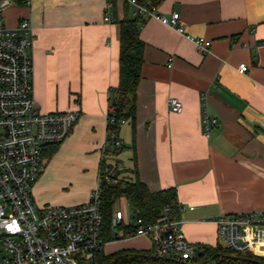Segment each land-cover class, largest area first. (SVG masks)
Masks as SVG:
<instances>
[{
	"label": "crops",
	"instance_id": "1",
	"mask_svg": "<svg viewBox=\"0 0 264 264\" xmlns=\"http://www.w3.org/2000/svg\"><path fill=\"white\" fill-rule=\"evenodd\" d=\"M106 4L107 0H29L5 11L7 26L16 28L24 18L33 26L39 110L80 113L55 154L44 156L33 196L52 173V164L64 159L74 162L67 164L72 179L91 181L76 204L87 202L101 163H118L120 170L136 175L153 192L175 188L183 235L199 251L215 247L221 242L215 219L264 211V0H162L161 13H180L186 33L211 41L206 54L172 26L156 19L139 22L145 48L136 114L120 128L124 146L115 156H105L104 149L110 96L119 84L118 21L128 10L117 1L109 23L104 20ZM129 11L133 16L132 7ZM244 62L249 69L240 73ZM171 97L183 103L181 112L171 111ZM203 98L209 115L220 122L209 135L201 123ZM34 198L43 205L42 196ZM117 235L105 243L104 254L154 247L146 236L128 237L120 231ZM255 250L264 255V247Z\"/></svg>",
	"mask_w": 264,
	"mask_h": 264
},
{
	"label": "built area",
	"instance_id": "2",
	"mask_svg": "<svg viewBox=\"0 0 264 264\" xmlns=\"http://www.w3.org/2000/svg\"><path fill=\"white\" fill-rule=\"evenodd\" d=\"M120 1L130 4L133 17L143 21L156 19L172 26L192 40L197 50L210 52L211 41L186 33L180 13L167 16L160 12V3L153 0ZM16 2L0 0V264H99V254L104 253L106 243L101 185L103 181H112L111 175L120 166L105 162L87 202L41 206L35 201L33 189L45 166L44 151L67 138L80 113L39 110L34 96L33 26L26 18L16 28L5 23V11ZM114 8V2L107 0L106 22L114 21ZM248 69L245 62L238 67L240 73ZM202 102L201 123L204 133L209 135L220 122L209 115L204 98ZM169 108L181 112L183 103L171 97ZM107 121L104 155L115 156L123 148L117 125L125 124L127 119H117L114 108L109 106ZM215 222L223 245L264 256L254 249L264 247V211L222 215ZM111 224L122 235L129 228L124 236L151 238L161 255L199 264L218 262L216 258L199 259L200 251L181 232L179 218L163 217L147 225L138 214L127 215L125 210L115 209Z\"/></svg>",
	"mask_w": 264,
	"mask_h": 264
},
{
	"label": "trees",
	"instance_id": "3",
	"mask_svg": "<svg viewBox=\"0 0 264 264\" xmlns=\"http://www.w3.org/2000/svg\"><path fill=\"white\" fill-rule=\"evenodd\" d=\"M19 4H27L29 0H16ZM116 6L117 0H111ZM161 3L162 0H153ZM128 10L127 16L119 20L120 25V55H119V84L111 92L110 108H114L117 119H135L136 93L141 80V66L145 42L140 36L141 21L130 14V4L124 3ZM115 9V8H114ZM118 130H120V125ZM60 143L51 145L44 153L50 159L56 152ZM124 146V145H123ZM123 149V148H122ZM122 151V150H121ZM119 151L117 154H119ZM105 161L101 163L103 169ZM128 170H117L111 175L112 181H103L102 188V214L104 219L103 239L105 242L118 237L112 229V217L114 205L118 199L126 198L133 213L138 214L143 224L157 222L163 217L171 219L180 218V203L175 188L163 189L153 192L136 175L127 174ZM136 173L135 169L131 171ZM166 208L168 210H166ZM125 228L124 235L129 233ZM123 235V236H124ZM216 258V264H262L264 256L253 253H242L219 242L215 247H204L200 251L199 259ZM99 264H199L191 261L178 260L176 258L161 255L154 244L151 250H122L113 254H99Z\"/></svg>",
	"mask_w": 264,
	"mask_h": 264
},
{
	"label": "rangeland",
	"instance_id": "4",
	"mask_svg": "<svg viewBox=\"0 0 264 264\" xmlns=\"http://www.w3.org/2000/svg\"><path fill=\"white\" fill-rule=\"evenodd\" d=\"M121 127L122 125L120 128ZM124 150H126V148ZM71 162L73 161L63 159L60 164H52V173L50 176L40 184L38 190H34V196H36L37 199L42 196V200H40V203L43 204L42 206L74 205L72 203L76 204L78 198L88 193L92 186L91 181L76 177L72 179L73 176L69 175L67 172V168H70L67 164ZM123 162L127 163L125 158ZM73 173H77L76 169L73 170ZM114 207L132 210L130 203H128L125 198L118 199Z\"/></svg>",
	"mask_w": 264,
	"mask_h": 264
},
{
	"label": "bare ground",
	"instance_id": "5",
	"mask_svg": "<svg viewBox=\"0 0 264 264\" xmlns=\"http://www.w3.org/2000/svg\"><path fill=\"white\" fill-rule=\"evenodd\" d=\"M255 247H257V246H255ZM255 247H254V249H255Z\"/></svg>",
	"mask_w": 264,
	"mask_h": 264
},
{
	"label": "water",
	"instance_id": "6",
	"mask_svg": "<svg viewBox=\"0 0 264 264\" xmlns=\"http://www.w3.org/2000/svg\"><path fill=\"white\" fill-rule=\"evenodd\" d=\"M262 264H264V262Z\"/></svg>",
	"mask_w": 264,
	"mask_h": 264
}]
</instances>
